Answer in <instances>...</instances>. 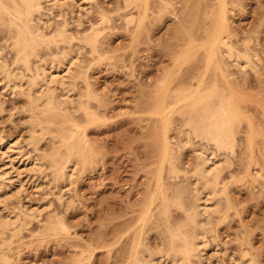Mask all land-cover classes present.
I'll return each mask as SVG.
<instances>
[{"label":"rangeland","instance_id":"374dc122","mask_svg":"<svg viewBox=\"0 0 264 264\" xmlns=\"http://www.w3.org/2000/svg\"><path fill=\"white\" fill-rule=\"evenodd\" d=\"M65 1L67 6L60 7L62 18L52 20L47 32L64 22L68 35L79 38L91 24L104 20L106 27L102 26L95 53L89 47L83 49L77 40L59 46L81 63L83 77L76 87L90 92L88 106L96 108L90 110L94 112L91 118L75 114L85 130L86 159L70 179L54 180L47 169L46 176L34 171L27 179L24 174L21 185L12 177L13 184L0 191V214L28 213L31 223L20 228L0 255L6 253L13 264H130L140 241L145 250L163 255L168 230L177 229L185 215L171 208L166 219H156L162 203L160 191L168 195L176 186H187L194 198L212 186L213 193L205 198L218 212L202 216V224H207V249L202 257H193L192 264H244L247 257L248 264H264V0H91L80 16H72L71 3ZM221 15L227 43L235 53L238 49L251 55L250 66L241 72L226 58L219 61V68L213 63L206 72L205 43ZM8 44V32L0 24V57L13 73L21 75L23 70L12 66ZM43 51L39 52L42 58L60 52L54 47ZM34 60L35 64L38 58ZM26 73L22 72L25 80L31 75ZM202 76L201 94L224 89L233 106L244 110L237 111L235 121L239 124L237 148L225 158L199 139L184 140L188 144L183 145L180 141L189 109L178 99L195 89ZM244 78L246 87L238 86ZM4 80L0 74V141H15L28 157L48 153L58 145L53 139L56 134L40 139L39 152L27 146L30 121L40 115L29 109L25 85V91L9 90ZM56 90L60 93L59 87ZM71 96L77 99L75 93ZM74 97L71 100L76 101ZM66 106L73 111V105ZM59 119L54 120L56 126ZM165 127L171 148L166 160L162 157ZM198 148L224 160L225 170L216 182L199 180L198 184L195 180ZM31 163L19 168L29 169ZM55 192L58 199L53 197ZM147 211L151 217L145 221ZM49 219L63 229L59 226L55 232L43 233ZM143 257L147 259L146 253Z\"/></svg>","mask_w":264,"mask_h":264},{"label":"bare ground","instance_id":"6f19581e","mask_svg":"<svg viewBox=\"0 0 264 264\" xmlns=\"http://www.w3.org/2000/svg\"><path fill=\"white\" fill-rule=\"evenodd\" d=\"M64 1L65 0H60L59 3L58 0H0V24L1 27L6 28L8 32L9 44L7 48L11 53H13V55H11L13 56L12 66H16V68L20 67V69L24 72L31 74L30 78L25 80L24 77L27 75L22 74L23 71H21V75L13 73V71L8 68V63L5 62L6 60L2 61V58L0 57V74H2L5 79L3 86L10 88L9 90H13L15 88L24 90L22 89V86L24 87L25 85L27 88V92H23V95H25L28 99V107L31 111L37 110V114L40 115L35 116L34 118L32 117L33 119L30 121V133H28L29 137L27 136V146H30L34 152H37L39 150L38 144H40V139L46 134L53 133L56 134L53 139H56L58 143V145L52 147L48 153L40 154L38 156L35 155V157H37L34 158L33 156H26L27 151L26 153L23 152V150L15 141L10 142L1 140L0 191L3 190L4 187L7 186L8 188V185L13 184L14 181L12 182V177H17L18 184L21 185L23 181L21 180V177H24V174H26L25 178L28 177V173L33 174L34 171H38V173L43 175L45 169L50 171V174L52 176L51 178H53L54 180H60L64 177H69L70 179L72 177L71 175H73V171H75V167L77 165H82L86 159V141L84 134L85 130L84 128H80L75 114L82 113L86 118H91L94 115V112L90 111L94 106L91 107V109L88 106V102L92 98V96L88 90H81L76 87V81L82 79L83 77V73L81 72L80 66L78 65H81V63H75L74 60L76 59L77 61V58H74L75 56L73 57L71 53L65 52L64 49L60 51L59 46L63 44L69 45L73 40H77L80 44L84 45V47L81 46L83 49L86 46L89 47L92 53L97 52L98 38L101 35V30H103L102 26L104 25L105 21L101 20L99 24L94 22L95 24H91L89 26V29L85 31L86 33H83V35L79 38H74V35H72L71 33L70 35H72L73 37L68 35L69 32L67 31L66 24L64 22H60V26L59 24H57L58 26H56L55 29L53 28V31H48L51 33H48L47 29L50 28V22L52 20L54 21V19L56 18L58 19L61 16L60 7L68 4V0L65 1L67 2L66 4L64 3ZM69 1L71 3L69 8H71L70 11L72 13V16L79 13L81 14L82 10L85 11L84 6L86 7V5L91 2V0ZM43 2L45 3V5L42 4ZM80 14L78 16H80ZM226 31V21L223 15H221L216 19L205 43V50L207 53L206 72L213 63H215V65L219 68L218 63L220 60H222V58H226V60H233L234 62L231 60L230 62L235 63L234 66L236 67V69H239L240 72L244 70L245 67L250 66V59L252 58H249V56L251 55L248 56L247 53L242 52L238 49L237 51L239 52L235 53L233 48L234 46L227 43L226 39L228 34ZM78 34L79 33H77V35ZM71 45L70 48L72 47ZM52 47L58 49V51L60 52L54 56L47 55L44 58L40 56V51H49L52 49ZM73 47L76 46L74 45ZM51 54L54 53L51 52ZM87 54L89 53L87 52ZM93 56L94 55H92V57ZM36 58H38L37 63H32V61ZM82 60L84 61V59ZM32 65L34 66L32 67ZM204 77L202 80L198 81L195 89L189 90V92L187 93L181 92L184 94L180 99H178V103L186 105L187 109H189V117L186 120L185 129L183 132L180 131L182 134L180 141H183V145L188 144L184 143V140L187 141L190 138L191 140L192 138L199 139L200 141L208 143V145L210 144L215 149L214 151L213 149L211 151L221 154L225 158L226 156L232 155L237 148L236 129L239 124L235 123V121L237 117V111L241 110L242 113V111L244 112V110L242 108L240 109L238 106H233V104L229 100L230 97L227 96L224 89L214 88L207 95L201 94L200 91L204 81ZM51 85H54V87L52 88ZM245 85V78L241 83H238V86L240 87H244ZM57 87L60 88V93L57 92ZM172 91H174V89ZM72 93H75L77 95V99L75 98V95V97L73 96L76 101L71 100V98H73L71 96ZM39 104L41 105V109H38ZM66 105H73V107H71V110L73 111H70V108H68V106ZM167 105L169 104L167 103ZM59 117L60 123L56 126L54 120ZM166 130L167 129L165 127L162 140V157L164 160H166L170 156L171 150L169 146L170 143L168 142V138L166 135ZM249 140L250 137H247L246 141L249 142ZM199 149L200 148H198V150ZM196 150L197 149H195L194 151ZM198 150L197 157H199L200 159V164L195 171V180H197L198 184L200 183L199 180H203L207 184L216 182L217 179L220 178L222 170L225 168L223 165L224 160H222V158L217 159V156H215L213 152H209L206 149H200L199 151ZM42 151L45 152V150ZM30 160L32 162L31 164L33 165V168L32 165L30 167L32 170H30L29 167V169H27L26 167V169L24 167L19 168L22 165H28L27 163ZM17 163L19 164L16 166ZM173 177L172 179H174ZM67 178L64 181H67ZM191 181L190 183L192 184L193 181ZM188 182L187 184H190ZM178 183L180 184L181 181H178ZM212 188V186L210 189L206 188L203 193H195L194 198H190V196L188 195L189 193L191 194V192L188 193L187 186H176L175 188L170 189V193L168 195L165 193V191L161 190L160 194L162 196V203L158 208V212H156V219H166L168 217L169 209L175 208L185 215L184 220L177 226V229L168 230V241L166 247L164 248V251L161 252L163 253V255H157L145 250L144 248H142L140 241L137 243L132 252V255L129 259L130 264H165L166 261L168 262V264H192L193 257H199L200 254V257H202V253L205 251V249H207L205 248L206 246L204 236L205 232L207 231L206 229H204V227L207 224H205L204 226L202 222H204L205 220L202 221L201 218H203L205 214H210L212 216L213 213L218 212V209L208 205L210 199L205 198V196L213 193ZM215 189L217 190V188ZM55 193L56 194L54 195L52 194L53 197L59 194L57 192ZM56 197L58 199L59 195L55 196V198ZM214 204L215 206L217 205L216 202ZM155 207H157V205H155ZM154 209L156 210L157 208ZM7 211L8 210H6V212ZM38 211L35 210V212ZM11 213L12 211L10 213H6L5 216H2L0 214V249H2V247L4 246L9 245L10 240L13 237H16V235L19 233L20 228L27 226L29 222L31 223L30 216L32 215H27L28 213H24L23 215L15 213L11 215ZM150 217L151 212L148 213L147 211L145 221H147ZM48 223L49 226L43 227V233L55 232L59 229V226L60 229H63V225L58 221L49 219ZM149 227V229H152L151 226ZM144 253H146L147 259H144ZM6 255V253L0 255V264H13L11 262L12 260L9 258V260H11L9 261ZM247 259H242V262L244 263L245 260V263L248 264ZM196 264H198V262Z\"/></svg>","mask_w":264,"mask_h":264}]
</instances>
